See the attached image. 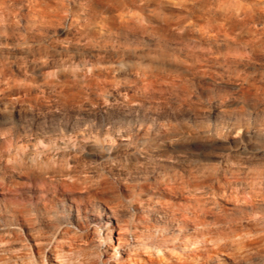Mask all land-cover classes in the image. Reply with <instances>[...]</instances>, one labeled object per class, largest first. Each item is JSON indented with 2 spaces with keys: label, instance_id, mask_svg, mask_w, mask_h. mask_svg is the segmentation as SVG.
Listing matches in <instances>:
<instances>
[{
  "label": "rangeland",
  "instance_id": "374dc122",
  "mask_svg": "<svg viewBox=\"0 0 264 264\" xmlns=\"http://www.w3.org/2000/svg\"><path fill=\"white\" fill-rule=\"evenodd\" d=\"M111 1L88 13L84 0H19L8 19L0 9V26H10L8 34L0 29V187L11 189L9 210L24 211L46 236L54 223L79 225L87 242L57 234L78 264H264V199L254 213L245 194L235 188L223 196L216 179L241 168L248 182L241 189L264 193V48L207 39L221 21L216 11L264 4L146 0L119 8ZM189 9L184 35L160 28ZM184 59L207 67L188 68ZM32 142L43 149L63 142L76 156L69 161L78 183L52 201L51 215L50 202L34 196L33 170L27 177L13 159ZM198 167L224 210L209 201L215 212L196 226L181 215L163 218L175 201L166 179ZM104 214L113 244L100 231ZM13 237L0 264H60L55 249L38 253L27 226ZM251 237L262 241L239 243Z\"/></svg>",
  "mask_w": 264,
  "mask_h": 264
},
{
  "label": "bare ground",
  "instance_id": "6f19581e",
  "mask_svg": "<svg viewBox=\"0 0 264 264\" xmlns=\"http://www.w3.org/2000/svg\"><path fill=\"white\" fill-rule=\"evenodd\" d=\"M18 1L19 0H0V9L5 16V19H8L9 17L12 16L14 10L16 9V5ZM37 1L38 0H32V2L34 3H37ZM84 1H86L87 3L88 13L94 11L98 5L112 6L109 3L111 0H84ZM142 1H146V0H123V1L116 0L115 7L120 8L122 5L125 6V4H127L128 2H131L132 4H138V3H142ZM40 2L42 3L44 2V0H40ZM260 3L264 4V0H260ZM152 11L155 12L154 10H151V12ZM191 12L192 10L189 9L188 16L186 15L179 16L172 23H166V22L164 24L162 23L160 28L163 31H170L176 28L179 30L181 29L182 31L180 35H184L191 29V25L185 22L186 19H188V17L192 14ZM214 17L219 18L221 21L216 26L217 30L215 36H209L207 38L208 40L217 39L219 36H222L225 42L227 43L232 42L235 45L244 44L245 46L249 47L250 51L256 50L255 48L257 47L264 48V9L260 10L255 5L249 6V5L240 4L235 6L234 8H227L223 12L216 11ZM156 28H159V25H156ZM0 29H3V32L8 34L9 33L8 29H10V26L8 24H3L2 26H0ZM203 36L204 33H201L200 39L205 38ZM0 43L3 44V40L1 38H0ZM125 53L128 54V56L136 55L135 50L132 49L125 51ZM178 62H180L179 64H185L188 68L194 66L195 67L198 66L201 68H203L204 66L207 67V64H202V62L198 63L196 61H190L189 59L180 60ZM1 66L3 65H0V68ZM242 79L250 84L252 83L251 78L247 75L245 77H242ZM34 140L36 141V139ZM42 140L45 141L44 139ZM37 145L38 144H36V142H32L31 145L28 147L27 146L17 147L14 150L13 159L16 162L15 163L16 167L18 166V163L20 161L19 163L20 169L23 170L24 173H26L27 177L31 176V170L30 171L28 170L29 169L33 170L32 172L34 174V177L32 179L33 180L35 179L34 187H36L37 189L36 193H34V196L35 198L42 197L45 202H50L51 207L50 205L47 206L46 212L49 215H51L53 214L52 201H54L55 198L60 194L63 197L66 196L69 187L72 185H77L78 183L75 166L71 165V162L69 161L70 156L73 158H75L76 156L73 154L72 149L63 142H56L54 145L50 146L49 148L47 147V149L40 148ZM51 150H53L52 151L53 153H51ZM27 160L30 161L32 164L26 166L25 162L27 164ZM202 173L203 170L200 167L191 168L189 170H186L184 173L179 171H174L173 174H171L166 179V186L168 187L167 189H169L171 192H174L173 196L175 198V201L167 203L169 212L167 211L162 212L161 215H163V218H167V217L171 218L177 215H181L184 218L192 220L193 225L196 226L200 223V221H204V219H206L210 214L215 212L212 208H209L208 206L209 201L214 202L218 206L219 211L224 210L221 203L217 200L216 197L217 193L214 190L213 191L207 190L208 181L203 179ZM240 174H243L241 168L230 166L224 169L223 172H221L216 178L219 186L218 190L223 196H225V194L231 192V189L237 188L236 189L237 193L241 192L245 194L246 196H244L243 198L249 202L250 209L253 210L254 213H257L259 211L258 197L264 199V193L262 190L253 191L251 189L250 191H247L241 189L240 186L245 183L247 184L248 182L239 179L238 175ZM260 174L263 175L264 171L260 172ZM29 181H30L29 183H31V179ZM47 181L51 183L50 186L47 184ZM262 181H264V179H261L260 177L259 182ZM60 185H62L65 188L64 191L59 190L58 187ZM1 187H0V195L2 196L1 199L2 202H0V221L2 222L1 224L2 226L0 227V253H6L12 248L11 245L15 241V238L13 236L17 235L19 232L22 231V225L27 226L28 231L32 233L33 240L36 246L38 247V253L44 252L45 249L50 250L51 248H53L54 250L56 247V242L59 241L60 239L59 237H57L58 233L62 234L63 237H66V239L68 238L71 242L77 240H82V241L84 240L85 242L88 241L89 234H85L83 229H81L79 225L75 227L69 224V226L62 228L60 223L59 225H56L57 223H54L52 225V227L54 228V232L52 233V235L46 236L45 234L41 233L38 230V227L32 221L33 219H30L24 215V211H20L21 213H17V211L11 212V210H9L7 204V200H8L7 194L11 189L10 187H4V186ZM50 188L52 189V192H49ZM236 196L240 197L239 195ZM69 209H71V206ZM104 215L105 216L103 218L101 215H98V217L94 221L96 224L101 221V218L102 219L107 218L105 222L106 225H102L100 231L102 232V234L109 235L110 243L113 244L114 229L111 224V219H110L111 216L109 214H104ZM22 220L26 221L25 222L26 224ZM70 226H73L74 230L72 229L70 230L69 229ZM53 236L55 237L54 240L52 239ZM250 236H253V233L250 234ZM251 238L252 239L249 238L242 240L239 243H242L243 247H246L252 244H257L258 242L260 243L262 241V240L257 241V238H253V237ZM49 240L52 241V247H48L47 245V241ZM237 247L240 248V246ZM224 248L225 247H223L222 249ZM235 250L237 251L236 247ZM243 250L241 249L240 252Z\"/></svg>",
  "mask_w": 264,
  "mask_h": 264
},
{
  "label": "clouds",
  "instance_id": "9594fccd",
  "mask_svg": "<svg viewBox=\"0 0 264 264\" xmlns=\"http://www.w3.org/2000/svg\"><path fill=\"white\" fill-rule=\"evenodd\" d=\"M52 239L54 240L55 237L53 236ZM64 243H67V241H57L56 242L55 260L59 261L60 264H78V261H76L75 259H71V257H73L76 254L75 250H72L69 252H64L62 247H61ZM47 245H48V247H52V241L51 240L47 241ZM45 250H47V249H45ZM96 259L99 260V256H97ZM41 264H46V262L43 261V259H42ZM103 264H107V262H103Z\"/></svg>",
  "mask_w": 264,
  "mask_h": 264
}]
</instances>
